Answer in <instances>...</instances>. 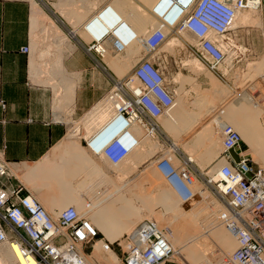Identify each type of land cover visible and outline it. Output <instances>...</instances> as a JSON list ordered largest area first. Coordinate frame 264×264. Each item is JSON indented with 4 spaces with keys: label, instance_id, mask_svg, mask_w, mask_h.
Masks as SVG:
<instances>
[{
    "label": "rangeland",
    "instance_id": "1",
    "mask_svg": "<svg viewBox=\"0 0 264 264\" xmlns=\"http://www.w3.org/2000/svg\"><path fill=\"white\" fill-rule=\"evenodd\" d=\"M65 1L68 5L69 1L74 0H56L53 6ZM82 1L78 0L79 5L77 3L71 10L69 5L67 6L69 9L65 5L67 12L68 10L74 12L77 9L75 11L77 14L69 11L70 16H66L73 25L80 22L76 21L75 15L82 17L81 14L83 15L86 11L85 5H81ZM261 1L259 9L254 10L257 12L251 13L253 18H249L248 23L245 21L247 24L235 26L228 38L212 37L224 46V50L228 53L225 61L215 70L209 66V60L201 54L198 40L195 37L193 38L196 41L192 44L182 43L181 36L190 33L170 32L167 37L171 42L169 46L163 43L160 48L150 53L143 47V44L140 46L141 42L134 44V50L122 42H120L122 46L117 42L114 57L120 60L119 63L122 65L127 63L128 67L122 68L121 65L116 70L108 65L110 54L103 56L106 53L104 45V52L99 53L103 59L98 64L109 79L108 88L92 112L88 113L82 121H75L70 125L65 139L71 147L76 149L77 156L81 160L79 162L84 164L81 174L86 179L80 183H89L85 185L93 187L89 195L83 196L82 187L84 185L78 190L80 186L78 183L74 188L73 184L63 183L69 196L74 198L75 205L78 204L80 210L86 213L94 225L99 228V236L85 247L87 257L92 264H113L114 260L117 261L114 264H125L123 258L128 248L127 237L137 225L146 220L154 221L175 245L176 253L164 264L235 263L231 260V255L238 247L237 240L230 237L231 231L223 222L224 219L230 218L231 212L228 211L225 202L224 205L219 201L215 184L206 183L207 179L213 180L215 169L221 165L217 166L216 163L218 161L222 164L227 162L223 157L224 151L212 159L206 157L200 163L187 162L183 158L189 156V153H186L183 146L190 131L200 132L201 129L205 131L208 129L210 121L207 122L205 117L215 112L216 116L240 130L243 140L241 139L238 148L239 153L245 155L257 171L259 168L264 169V0ZM90 3L86 4L89 11L97 7L98 0H91ZM127 3H131L134 8L136 6L141 8L135 0H128ZM55 7L61 12L64 10V6ZM244 12H249V9ZM147 16L151 18V15L147 14ZM260 16L262 27H259ZM153 18H151V23H154L149 24L151 26L147 29L148 33L152 32V26L156 23ZM88 21L84 23V26ZM76 30L79 32L78 28ZM117 39L118 37L115 38L116 41ZM101 44L103 50V43ZM142 57L162 68L173 90L178 85L175 83V76H184L189 81L185 83L184 88L179 90L183 94L179 97L182 100L174 99L173 106L168 108L159 119L153 120L156 126L165 123L168 132L162 133L157 126L158 128L154 127V130L149 133L143 125H135L134 128H140L141 133L146 137L142 143L140 139V151L134 153L139 146L137 142L136 149L125 153L124 157L122 156L123 159L121 157L118 163L114 164L107 156L104 157L103 154L95 152L96 144L100 141L97 137L102 136L103 138L104 136L106 141L110 136L106 133L108 130L106 132L105 130L113 115L110 111L113 107L109 103L110 109L106 110L108 106H102V104L111 90L132 74L134 67ZM195 57L202 61L200 65H195L191 61ZM66 86L74 89L73 78L66 77ZM204 98L214 99L217 102L213 103L208 112L206 107L201 106L200 100ZM213 106L220 108L215 109ZM105 111H107V116ZM214 118L216 119L215 116ZM213 124L214 122L210 125ZM221 125L222 129L219 134L222 136L224 135L222 134L223 124ZM99 131L103 133L100 134ZM132 132L134 134V131ZM80 134L85 138L78 141ZM120 138V136L117 137V139ZM175 141L178 142L179 153L173 149ZM209 141L210 139H204L199 144L202 142L208 144ZM154 143L155 145H152ZM198 146L200 145L196 144L195 148L198 149ZM163 157L173 159L176 164L181 167L186 166L192 172L196 194L188 203L178 198L170 183L159 173L157 164ZM13 174L16 175L14 172ZM21 182L28 189L32 186L29 180L26 181L29 187L23 181ZM69 203L71 202H67L66 205ZM66 205L59 208L51 206V208L52 210L63 209ZM113 221L121 224L120 231L114 232L112 226L110 227ZM126 222L131 223L128 226L129 229L124 226ZM98 242L106 246L104 250L106 255L99 245L96 247ZM7 244L0 245V249Z\"/></svg>",
    "mask_w": 264,
    "mask_h": 264
},
{
    "label": "built area",
    "instance_id": "2",
    "mask_svg": "<svg viewBox=\"0 0 264 264\" xmlns=\"http://www.w3.org/2000/svg\"><path fill=\"white\" fill-rule=\"evenodd\" d=\"M260 5L261 0H158L152 14L159 26L139 42L150 53L161 47L168 33L188 32L198 40L201 54L215 70L228 53L211 35L228 38L236 13ZM165 29H169L168 33ZM99 41L91 37L89 50L101 53L104 50L101 43L104 46L105 42ZM25 49L29 51L28 47ZM109 96L116 102L115 114L105 132L116 126L118 129L104 153L117 163L128 151L127 143L129 148L137 144L131 127L142 124L148 132L153 131V120L174 104V97L162 68L144 57L121 89L115 86ZM223 134V157L227 162L221 167L219 180H207L215 184L217 194L231 209L230 218L222 219L223 222L230 231L243 236L236 239L238 247L231 260L234 264H264V169L257 171L239 153L242 137L232 125L225 124ZM118 136L125 141L117 139ZM232 149L238 152V162L230 154ZM157 169L182 202L193 199L195 181L186 166L163 157ZM10 172L9 162L0 152V176ZM98 236L99 228L77 205L51 212L22 182L16 187H0V244H16L27 264H90L82 251ZM127 239L125 264H164L175 253L163 230L151 220L142 221Z\"/></svg>",
    "mask_w": 264,
    "mask_h": 264
},
{
    "label": "crops",
    "instance_id": "3",
    "mask_svg": "<svg viewBox=\"0 0 264 264\" xmlns=\"http://www.w3.org/2000/svg\"><path fill=\"white\" fill-rule=\"evenodd\" d=\"M54 1L0 0V152L11 171L0 176V187H16L19 178L29 180L32 190L27 189L50 209L75 203L63 183L73 188L78 183V190L89 184L80 183L86 179L81 174L84 164L65 139L70 125L94 110L110 83L98 64L103 58L89 50L91 40L76 29L84 30V23L111 0H98L77 25L66 18L65 7L61 12L53 6ZM191 61L202 63L198 57ZM66 77L73 78L74 89L66 86ZM174 80V93L182 94L179 90L189 80L178 75ZM199 142L183 146L198 163L207 157L205 144Z\"/></svg>",
    "mask_w": 264,
    "mask_h": 264
},
{
    "label": "bare ground",
    "instance_id": "4",
    "mask_svg": "<svg viewBox=\"0 0 264 264\" xmlns=\"http://www.w3.org/2000/svg\"><path fill=\"white\" fill-rule=\"evenodd\" d=\"M68 1V0H67ZM72 1V0H71ZM75 1V0H74ZM68 2L69 6H70V10L72 9L73 6L79 5V2L75 1V2ZM82 1V0H81ZM128 0H111L103 9H99L95 14L94 16L88 21V23L83 27L84 30H79V33L82 34V36L85 37V39H87L88 41L91 40V37L93 39H96V40H100L99 41V44L101 43V41H104V45L106 46V49H105V52L103 56H106L107 54H110V59H108V65L110 66L111 69L113 70H116V68H118L119 66H121L122 64L119 63L120 60H116V58L114 57V54H115V49H116V45L117 43L116 42H122L125 46L129 47L131 50H134V44L136 42H139L140 39L145 36V35H148L149 33L147 32V29L150 28V26L154 23H151L152 20L151 18H153L152 16H154L152 13H153V10L158 2V0H141L143 3H145V5H142L140 3H138L141 8L138 6H136L135 8L132 7L131 3H127ZM130 1V0H129ZM132 1V0H131ZM91 2V0H83L82 1V4L81 5H85L84 8L86 9V11L83 13V15L81 14L82 17H87V15L90 13L88 7L86 8V4H89ZM262 2V1H261ZM84 3V4H83ZM91 4V3H90ZM68 6L67 5V2H60V3H56L55 6H57L59 8V6H64L65 7ZM68 6V7H69ZM63 7V8H64ZM65 7V8H66ZM67 7V8H68ZM80 7V6H79ZM74 8H77V7H74ZM73 8V9H74ZM82 8V9H84ZM69 9V8H68ZM80 9V8H79ZM84 9V10H85ZM249 9V12H244V11H247ZM256 9H259V7H256V6H252L250 8H246V9H243V10H240L236 13L235 17H234V20H233V23H232V28L234 29L235 26L237 25H240V24H247L248 23V20L249 18H253L252 14L251 13H256L257 11H254ZM68 12L66 11V16H68L69 14V11ZM75 10V9H74ZM83 10V11H84ZM77 11V9L75 10ZM70 11L72 14L75 13ZM129 13V14H127ZM77 14V13H75ZM148 15H151V18H147ZM36 16V15H35ZM70 16V15H69ZM129 16V17H128ZM39 17V16H38ZM82 17H76L75 15V19L76 21H81L83 20ZM67 18V17H66ZM126 18V20H125ZM251 18V19H252ZM46 19V18H45ZM155 19L156 23L153 27V29H151V31L155 30L158 26H159V21L157 19L156 16H154L153 20ZM255 19V18H254ZM245 21H247V23H245ZM151 23V25H149ZM149 25V26H148ZM150 31V30H149ZM169 29H165V32L168 33ZM147 32V34H146ZM184 33H188V32H182L181 34H184ZM135 36V38L133 40H131L130 38ZM216 37L218 35L216 34H212L211 37ZM118 37V41L115 40V38ZM182 38V43L184 42H187V44H192L194 41H196L193 37V35L191 36V34H184L183 36H181ZM103 39V40H102ZM213 40V39H212ZM180 41V40H179ZM140 43V42H139ZM165 43V45L169 46V44L171 43L170 40L168 38H166V40L163 42ZM98 44V45H99ZM122 44V45H123ZM91 45V44H90ZM173 45V44H172ZM140 46H141V43H140ZM101 47H102V44H101ZM93 49V48H91ZM103 49H104V46H103ZM104 51V50H103ZM226 51V50H225ZM108 52V53H107ZM102 54V53H101ZM112 56V57H111ZM122 60V59H121ZM222 64V63H221ZM128 67V64L127 63H123L122 65V68H127ZM257 71V69H256ZM254 72V71H253ZM129 78V77H128ZM127 78V79H128ZM126 80H123L122 82H120L116 88L118 89H121V87L125 84V82L127 81ZM171 91H172V94H173V97L174 99L176 100H179L181 101L182 99H179V97H181L183 94H180V93H174L173 91V88H171ZM105 100L102 104V106H108L106 108V110H109L110 109V104L111 103V106L113 107V109L111 108L110 111L113 112V115L115 114V108H114V105H115V101L110 97H105ZM201 106L203 107H206V110L208 112L209 109H211V106L213 105V102L217 103L215 100H212V99H208V98H204V99H201ZM218 101V100H217ZM220 102V101H219ZM107 104V105H106ZM215 105V104H214ZM217 105V104H216ZM173 106V105H172ZM171 106V107H172ZM215 107V106H213ZM212 107V108H213ZM217 108V106L215 107V109ZM214 109V108H213ZM212 109V111H214ZM105 110V109H104ZM106 112L105 111V115H106ZM103 113V111H102ZM210 113V112H209ZM95 115V114H94ZM112 115V117H113ZM107 116V115H106ZM161 117V116H160ZM105 118V116H104ZM206 118V121L209 122L210 121V124H212L214 122L213 125H208V129L205 131V130H202L199 132V131H194V132H190L189 134H187L186 138H185V141H189V142H195V141H203L204 139L208 140L210 139L209 143L206 144L205 143V149H206V153H207V157H209L210 159L218 156V155H221L224 151V147H223V142H224V135L221 136L220 131L222 129V125H221V122H219L218 120H216L214 118V112L212 114H210L208 117H205ZM99 119V117L97 118ZM111 119V118H110ZM195 121V120H194ZM158 124V123H157ZM225 124H230L228 122H223V128L225 126ZM135 125H139V124H135ZM134 125V126H135ZM142 125V124H141ZM140 125V126H141ZM155 125V124H154ZM232 125V124H230ZM134 126L131 127V131H134V135L137 139V142L139 143V146L138 144H136L135 147L133 148H129V143L126 144L127 147V152H131L133 151L134 149H136V147L138 146V148L134 151V153H138L140 151V148H141V143L142 141H144V139L146 138L145 135H143L141 132V129L140 128H134ZM159 126V128L157 127ZM155 125L154 127L155 128H158L159 130H161L162 133H167V129L165 127V125L163 123H161V125ZM234 128L235 126L232 125ZM143 128V127H142ZM145 128V127H144ZM118 127H112L111 129H109L106 133H109L110 136H109V139L107 138V140L105 141L104 139V136L103 138L101 137H97L98 139H100V141L97 142L96 144V149H95V152L96 153H100V154H103V156L105 157V153H104V149L109 145L111 144V142L114 141L115 139V130H117ZM157 129V130H158ZM237 131H239V133L241 134L240 130L235 128ZM144 130V129H143ZM147 130V129H146ZM145 130V131H146ZM158 130V131H159ZM100 134L103 133V131H99ZM148 133V132H147ZM151 133V132H149ZM216 133V134H215ZM222 133V132H221ZM223 134V133H222ZM104 135H105V132H104ZM149 135V134H148ZM241 137H242V134H241ZM208 138V139H207ZM121 141H125L124 138H120ZM140 139H141V143H140ZM222 139H223V142H222ZM78 141H80V138L78 137L77 138ZM242 140H243V137H242ZM152 145H155L152 144ZM90 146V145H89ZM91 147V146H90ZM173 149L175 152L179 153V150H178V142L175 141V143L173 144ZM234 150V149H232ZM235 151V150H234ZM237 153V152H236ZM230 154L232 155V157L234 158V160H236L235 156L232 154V152L230 151ZM102 156V155H101ZM183 156V155H182ZM124 157V156H123ZM122 157V159H123ZM237 157H238V160H236L237 162L240 160L239 156H238V153H237ZM183 159H185L187 162L188 161H192L194 162V160L192 158H190L189 156L187 157H184ZM209 159V160H210ZM224 159V158H223ZM184 160V161H185ZM222 160V159H221ZM118 163V162H117ZM115 164V163H114ZM219 164H221L220 166L222 167V162L221 161H218L216 163V165L218 166ZM217 167L215 169V172L212 176V178L214 180H217L219 179L222 175H221V167ZM15 173V172H14ZM21 181H23L26 185H28V187L30 186L24 178H19ZM209 181H207L206 183H208ZM31 190H32V186L29 187ZM93 191V187L92 186H89V185H84L82 187V195L83 196H86V195H89L91 192ZM67 192V191H66ZM32 193L34 194V192L32 191ZM35 195V194H34ZM36 196V195H35ZM37 197V196H36ZM218 199L219 201H221V203L224 204V202L221 200L222 196L220 197L218 195ZM38 198V197H37ZM39 199V198H38ZM40 200V199H39ZM41 201V200H40ZM41 203L44 205V207L51 211V212H56L58 210H61V209H56V210H52L50 209L49 207H47L42 201ZM71 204H75V203H69L67 204L65 207L71 205ZM78 209L80 210V206L78 204H76ZM225 205V204H224ZM64 207V208H65ZM227 209H229L228 211L231 212L230 208H228L227 206ZM229 217V216H228ZM115 222V221H113ZM111 222L110 224V227L112 226V228L114 229V232L115 231H120L121 230V224L118 222V223H113ZM131 224V223H130ZM129 222H126L124 226H126L128 228V226L130 225ZM129 229V228H128ZM127 230V229H126ZM128 232V231H127ZM230 237L232 239H234L236 241L237 238L239 237H243L241 235V233H236V232H230ZM116 233H114L115 235ZM170 241V240H169ZM8 244L6 246H4L2 249H0V264H27L23 255L21 254V251L19 249V247L16 245V244H11L9 242H7ZM101 242H98L96 247H99L101 248V251L104 252L105 250V245ZM171 243V246L172 248L174 249L175 253H176V249H175V245L174 243ZM2 244H6V243H1L0 245ZM98 249V248H97ZM96 249V250H97ZM99 251V250H97ZM100 252V251H99ZM105 253V252H104ZM82 255L83 257H85L88 262L90 264H92L90 262V260L88 259V255L86 254V252H83L82 251ZM106 255V253H105ZM108 256V255H107ZM106 256V257H107ZM104 260V259H103ZM108 261V260H107ZM117 261L114 260V263H116ZM113 263V264H114Z\"/></svg>",
    "mask_w": 264,
    "mask_h": 264
},
{
    "label": "water",
    "instance_id": "5",
    "mask_svg": "<svg viewBox=\"0 0 264 264\" xmlns=\"http://www.w3.org/2000/svg\"><path fill=\"white\" fill-rule=\"evenodd\" d=\"M232 154L235 156L236 160H238L237 153L234 150H231Z\"/></svg>",
    "mask_w": 264,
    "mask_h": 264
}]
</instances>
